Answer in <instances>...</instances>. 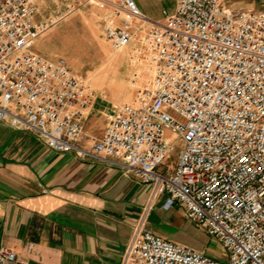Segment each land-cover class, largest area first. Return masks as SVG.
I'll return each mask as SVG.
<instances>
[{"label":"built area","instance_id":"1","mask_svg":"<svg viewBox=\"0 0 264 264\" xmlns=\"http://www.w3.org/2000/svg\"><path fill=\"white\" fill-rule=\"evenodd\" d=\"M156 1L172 6L154 21L134 0H107L102 37L112 52L130 48L145 79L130 101L111 105L85 148L77 142L91 93L64 58L32 49L71 10L37 20L33 0H0V121L52 150L122 169L149 186L150 204L165 194V208L182 206L225 250L219 258L140 222L121 264H264V9ZM174 141L175 162L161 171ZM0 264L26 263L0 246Z\"/></svg>","mask_w":264,"mask_h":264},{"label":"crops","instance_id":"2","mask_svg":"<svg viewBox=\"0 0 264 264\" xmlns=\"http://www.w3.org/2000/svg\"><path fill=\"white\" fill-rule=\"evenodd\" d=\"M134 1L151 20H160L149 15L147 0ZM223 1L264 9L261 3L256 8L258 0ZM117 82L113 79L111 85ZM105 121L84 117L77 144L88 148ZM148 195L149 186L122 169L52 150L33 132L0 121V246L26 264H121L132 229L140 222L174 241L177 222L185 217L182 206L165 208V194L150 204Z\"/></svg>","mask_w":264,"mask_h":264},{"label":"rangeland","instance_id":"3","mask_svg":"<svg viewBox=\"0 0 264 264\" xmlns=\"http://www.w3.org/2000/svg\"><path fill=\"white\" fill-rule=\"evenodd\" d=\"M33 2L37 8L35 16L37 20H46L57 12L65 13L67 9L71 10L60 22L37 37L32 49L49 60L64 58L72 73L83 80L93 98L91 108L84 116L85 120H105L104 114L108 113L111 105L118 104V100L128 102L133 98L136 85L143 84L145 74L141 69L140 60L135 61L130 48L112 52L108 43L104 41L103 20L106 12L110 11L107 0L93 2L33 0ZM147 3V11L153 17H160L162 8L170 9L172 6L171 1L147 0ZM260 3L264 6V0H258L256 8L260 7ZM133 71H137L138 76L132 84ZM116 78L119 79V84L117 82L111 85L112 80ZM166 136H169L168 132ZM172 144L173 149L160 166L161 171L173 166L175 162V154L180 143L174 141ZM175 241L196 250L206 249L219 258L225 256V250L215 239L185 217H181L177 222Z\"/></svg>","mask_w":264,"mask_h":264}]
</instances>
